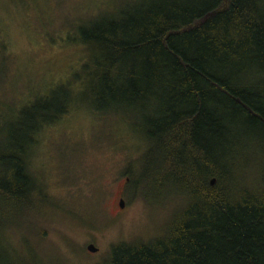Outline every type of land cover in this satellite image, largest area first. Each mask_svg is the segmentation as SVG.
I'll use <instances>...</instances> for the list:
<instances>
[{"label":"trees","instance_id":"trees-1","mask_svg":"<svg viewBox=\"0 0 264 264\" xmlns=\"http://www.w3.org/2000/svg\"><path fill=\"white\" fill-rule=\"evenodd\" d=\"M99 16L72 41L80 88L61 82L0 118V264H82L48 239L50 221L33 228L49 202L29 159L83 101L137 118L141 182L168 209L154 235L114 241L94 264H264V0H121Z\"/></svg>","mask_w":264,"mask_h":264},{"label":"rangeland","instance_id":"rangeland-1","mask_svg":"<svg viewBox=\"0 0 264 264\" xmlns=\"http://www.w3.org/2000/svg\"><path fill=\"white\" fill-rule=\"evenodd\" d=\"M120 1L0 0L2 124L21 109L59 95L61 82L71 81L82 56V48L72 42L78 27ZM68 84L80 88L77 81ZM88 107L83 101L62 120L44 126L29 159L30 173L49 202L44 210L46 200L37 206L33 228L50 221L48 239L60 250L71 242L84 255L82 264L96 263L114 241L154 235L168 210L141 182L147 146L140 141L137 118L98 115ZM124 174L138 180L132 190ZM87 217L95 219L94 228L84 221ZM88 244L98 252H87Z\"/></svg>","mask_w":264,"mask_h":264},{"label":"water","instance_id":"water-1","mask_svg":"<svg viewBox=\"0 0 264 264\" xmlns=\"http://www.w3.org/2000/svg\"><path fill=\"white\" fill-rule=\"evenodd\" d=\"M214 183V180H211L210 184L213 185ZM123 204L124 202L121 201L120 202V208H123ZM85 250L91 254H95L98 252V249L93 245V244H88L86 247H85Z\"/></svg>","mask_w":264,"mask_h":264}]
</instances>
